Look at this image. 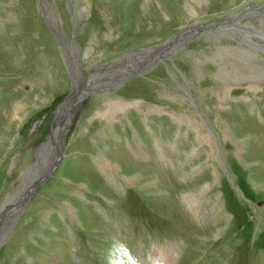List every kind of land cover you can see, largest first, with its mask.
<instances>
[{
  "label": "rangeland",
  "instance_id": "obj_1",
  "mask_svg": "<svg viewBox=\"0 0 264 264\" xmlns=\"http://www.w3.org/2000/svg\"><path fill=\"white\" fill-rule=\"evenodd\" d=\"M167 263L264 264V0H0V264Z\"/></svg>",
  "mask_w": 264,
  "mask_h": 264
},
{
  "label": "bare ground",
  "instance_id": "obj_2",
  "mask_svg": "<svg viewBox=\"0 0 264 264\" xmlns=\"http://www.w3.org/2000/svg\"><path fill=\"white\" fill-rule=\"evenodd\" d=\"M69 2H70V0H68ZM76 30H78V29H76ZM75 30V31H76ZM175 38H176V36H174V37H172V38H167L166 39V41L163 43V45H166L164 48H162L160 51H159V53L158 54H152V53H155V49H157V48H159L160 47V45L158 46V47H156V48H151V49H148L149 47H146V48H143V49H140V50H142V51H144V52H147V55L145 56H141V57H139V58H137V64H139L141 61H142V64H143V66L145 67L144 68V70H146L143 74H145L147 71L149 72L148 73V75H151V74H153V73H155L153 70H154V66H156V65H158L159 63H160V61H162L161 59H159V54H160V52L163 50V49H168V50H171V48H172V45H173V43H174V40H175ZM144 39V38H143ZM155 39H156V37H155ZM145 41H146V43H149V44H151L147 39H144ZM61 41H63V42H66L65 41V39H61ZM135 58V56H130L129 57V59H134ZM140 59V60H139ZM68 63L71 65L72 64V61H68ZM67 63V64H68ZM167 65V68H168V64H166ZM149 67V68H148ZM143 70V71H144ZM150 70V71H149ZM70 71H72V70H70ZM72 73V72H71ZM138 75V74H137ZM147 79V77H144V78H142V79H137V81H136V84L137 83H142V84H146V80ZM148 79H150V78H148ZM78 82V81H77ZM74 86V85H73ZM79 86V85H78ZM75 89V88H74ZM79 89V88H78ZM70 96V95H69ZM68 98H70V97H68ZM63 104V103H62ZM61 104V106H60V109L58 110V112L59 113H61L60 115H59V117H58V120H57V122H55V124H54V128H53V130H52V132H53V135L51 136L52 138H51V140H50V142L48 141V142H44L45 144V146H44V148L41 150L40 149V147H41V145H39L37 148H36V151L38 152V154H39V157L41 156V157H44V154H45V152L47 151H49V148H52L51 147V145H53L54 146V143L56 142V136H57V138H58V136H59V125H61V123H59V121L62 119V113H64V111L66 110L65 109V105L63 104L62 105ZM118 106H120V104H116L115 105V107H118ZM70 108V107H69ZM69 110V109H68ZM57 112V113H58ZM140 112H142V111H140ZM65 114V113H64ZM67 128V127H66ZM69 137V136H68ZM51 144V145H50ZM56 144V143H55ZM61 150V149H60ZM35 151V152H36ZM60 154H61V152H60ZM56 155H57V153H56ZM54 157V156H53ZM58 158H60V155H59V157L57 156V158H55L54 157V162H53V159L50 161H48V159L46 160V162L43 164V167H41V170L39 169V174L38 175H34V176H32L33 175V173H31V171H33V168L35 167V165L34 164H31V166L30 167H28V168H25V170L23 171V174L21 175V184H20V187H21V190H23V192H25V191H28L29 189H30V191L29 192H27V194H31V192H32V190L34 189V188H36V186L41 182V181H43V180H45L46 179V177L47 176H49L50 175V171L52 170V168H54L55 166H56V163H57V160H58ZM40 160H38V162H39ZM37 162V163H38ZM42 176V177H41ZM41 177V178H40ZM32 178V179H31ZM40 178V181L39 182H35V180H38ZM35 182V183H34ZM23 183H25V185H23ZM34 186V187H33ZM131 188H135L134 186L133 187H131ZM130 189V188H129ZM22 192V193H23ZM23 196H24V194H23ZM23 207H25V204H24V206ZM145 207V206H144ZM72 210H74V209H72ZM75 213V212H74ZM75 216H76V214H75ZM76 218H77V216H76ZM12 226V225H11ZM84 227V226H83ZM82 227V228H83ZM222 257V256H221ZM144 259V258H143ZM155 259V258H154ZM153 259V260H154ZM153 260H152V262H153ZM168 264V263H167Z\"/></svg>",
  "mask_w": 264,
  "mask_h": 264
},
{
  "label": "water",
  "instance_id": "obj_3",
  "mask_svg": "<svg viewBox=\"0 0 264 264\" xmlns=\"http://www.w3.org/2000/svg\"><path fill=\"white\" fill-rule=\"evenodd\" d=\"M44 144H45V143H43V144L41 145V147L44 146ZM40 184H41V183H39L36 187L40 186Z\"/></svg>",
  "mask_w": 264,
  "mask_h": 264
}]
</instances>
